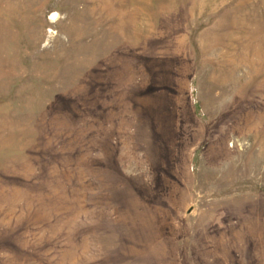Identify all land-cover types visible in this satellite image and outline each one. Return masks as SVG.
Masks as SVG:
<instances>
[{"label": "rangeland", "instance_id": "obj_1", "mask_svg": "<svg viewBox=\"0 0 264 264\" xmlns=\"http://www.w3.org/2000/svg\"><path fill=\"white\" fill-rule=\"evenodd\" d=\"M0 264H264V0H0Z\"/></svg>", "mask_w": 264, "mask_h": 264}]
</instances>
